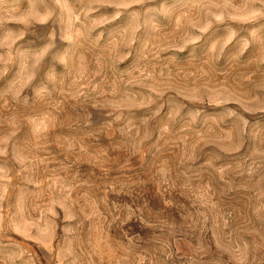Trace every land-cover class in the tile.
Masks as SVG:
<instances>
[{
	"label": "rangeland",
	"instance_id": "rangeland-1",
	"mask_svg": "<svg viewBox=\"0 0 264 264\" xmlns=\"http://www.w3.org/2000/svg\"><path fill=\"white\" fill-rule=\"evenodd\" d=\"M0 264H264V0H0Z\"/></svg>",
	"mask_w": 264,
	"mask_h": 264
}]
</instances>
